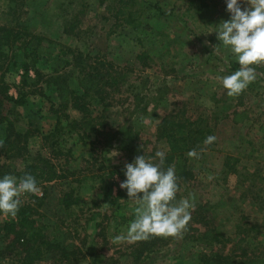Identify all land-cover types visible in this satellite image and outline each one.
Listing matches in <instances>:
<instances>
[{
  "label": "rangeland",
  "instance_id": "1",
  "mask_svg": "<svg viewBox=\"0 0 264 264\" xmlns=\"http://www.w3.org/2000/svg\"><path fill=\"white\" fill-rule=\"evenodd\" d=\"M134 6L136 29L114 25L116 0H0V27L22 37L9 52L17 63L5 80L12 97L26 95L24 106L4 108L20 140L26 138L19 144L25 154L6 159L1 125L0 166L50 163L55 178L37 182L40 192L22 196L19 209L70 255L64 261L57 252L46 253L34 264H243L252 255L264 257V77L236 97L222 85L220 78L240 67L216 34L231 19L227 0H135ZM141 53L144 63L135 60ZM85 57L87 63H76ZM85 64L107 82L99 87L106 108L90 82H81ZM55 77L66 80L61 98L50 82ZM84 92L89 110L83 115L75 106ZM164 117L198 119L217 137L212 145L202 143L199 158L186 154L175 167L177 200L194 205L192 219L179 239L117 241L137 205L120 188L115 169L138 155L158 162L155 153L166 154L157 130ZM227 157L239 159L235 174L222 170ZM178 167L188 171L186 180ZM64 194L75 203L67 209ZM14 219L0 212V223ZM19 259L11 251L0 254V264H21Z\"/></svg>",
  "mask_w": 264,
  "mask_h": 264
},
{
  "label": "clouds",
  "instance_id": "2",
  "mask_svg": "<svg viewBox=\"0 0 264 264\" xmlns=\"http://www.w3.org/2000/svg\"><path fill=\"white\" fill-rule=\"evenodd\" d=\"M242 3L247 7L242 9ZM227 10L231 19L222 21L216 34L236 56L240 67L220 79L227 95L236 97L258 78L264 77V72L256 71V67L264 65V0H227ZM216 139L209 135L204 144L212 145ZM187 155L199 158L196 149ZM155 157L158 162L146 155H138L133 163L125 164L126 180L120 183V188L127 191L128 200L137 207L135 219L129 223L126 234L122 232L116 237L117 241L134 243L150 237L179 239L192 219L190 209L194 205L186 198L177 200L181 189L175 166L165 168L163 151H157ZM39 192L33 175L25 174L19 178L5 175L0 178V212L14 218L22 205V196Z\"/></svg>",
  "mask_w": 264,
  "mask_h": 264
},
{
  "label": "trees",
  "instance_id": "3",
  "mask_svg": "<svg viewBox=\"0 0 264 264\" xmlns=\"http://www.w3.org/2000/svg\"><path fill=\"white\" fill-rule=\"evenodd\" d=\"M135 0H116V8L113 14L114 25L117 27H130L136 29L139 24V12L135 8ZM207 8L206 5L202 6ZM11 16V23L16 22V17L14 15L13 9H8L5 13ZM74 28L71 25L70 31ZM21 35L17 31L7 30L4 27H0V126H6L5 138L3 141V146H7L8 156L6 159L21 157L25 154V147L19 144L25 139L20 140L23 136L14 130L13 123L8 121L5 113V105L7 103H12L15 106L22 107L26 104V95L22 94L16 98L9 94V85L6 83L5 77L9 72L11 67L16 66V60L14 57H10L9 52L17 44H21ZM25 53V51H24ZM25 56L26 53L24 54ZM136 62L144 63L147 60L146 53H141L136 56ZM87 58H79L76 63H87ZM86 67L82 68L80 74L82 75L81 82L88 83L93 86V94L97 98V101L106 108L108 105L105 104V99L102 97V92L99 91L101 82L107 84L104 81V77H99V69L95 66L85 64ZM84 65V66H85ZM104 66V65H102ZM23 76L22 84H25L26 77L28 76V68L26 64H23ZM260 71L264 70V65L259 68ZM36 76H39L35 72ZM66 80L63 79L61 82L59 77H55L50 80L51 84L57 90L59 98L63 97L67 91L68 87ZM84 91H89L85 89ZM86 92L76 98L75 109L80 114H85L89 110V104L84 102ZM9 115V113H8ZM200 121L191 122L190 119L177 120L172 117H164L161 119L158 126V139L162 140L166 148V158H165V168L174 165L175 167L180 164V161L185 162V155L192 149L200 151L201 145L205 138L210 135V131L199 126ZM195 126V127H194ZM2 147V146H1ZM239 162L238 158L227 157L223 164V172L225 174H235V165ZM182 168L178 167L177 171ZM116 173L118 174L120 182L126 180L125 168H116ZM188 171L182 169L181 175H185L183 178L186 180L188 176ZM14 175L17 178L22 177L25 174H31L36 178V181L50 182L55 178L54 173H52L51 165L46 160L39 159L37 162L29 163L23 166L21 170L13 169L7 166H0V178L5 175ZM180 175V176H181ZM61 204L67 209L73 206L75 203L72 201V197L69 194H64ZM24 209H19L15 219L10 222L0 223V254L4 252H14L18 256L21 264H34L37 261L43 259L46 253L57 252L61 255L64 261H68L70 255L66 249L61 247L57 243H52L47 239V235L41 232L37 221L32 219L29 214H25ZM245 227H238V232H244ZM204 238H209V235H203ZM243 237H247L243 236ZM237 239V241L244 240ZM215 239L214 241H216ZM211 244V239L207 240ZM221 242L220 240H217ZM216 258L222 256L216 254ZM246 257V256H245ZM111 264V263H110ZM243 264H264L263 255H252L247 257Z\"/></svg>",
  "mask_w": 264,
  "mask_h": 264
},
{
  "label": "built area",
  "instance_id": "4",
  "mask_svg": "<svg viewBox=\"0 0 264 264\" xmlns=\"http://www.w3.org/2000/svg\"><path fill=\"white\" fill-rule=\"evenodd\" d=\"M42 194H40V196H41Z\"/></svg>",
  "mask_w": 264,
  "mask_h": 264
}]
</instances>
